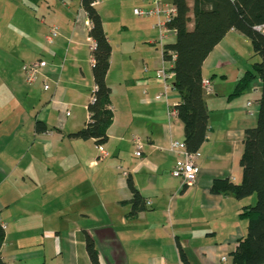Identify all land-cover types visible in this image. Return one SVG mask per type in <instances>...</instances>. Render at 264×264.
Wrapping results in <instances>:
<instances>
[{
	"label": "crops",
	"instance_id": "1",
	"mask_svg": "<svg viewBox=\"0 0 264 264\" xmlns=\"http://www.w3.org/2000/svg\"><path fill=\"white\" fill-rule=\"evenodd\" d=\"M123 2L134 5L135 17L136 8L151 6V0ZM101 17L112 46L106 80L114 119L101 146L106 158H99L94 140L69 136L85 126L95 88V44L82 0H0V91L14 95L26 63H48L43 76L26 83L24 103H17L25 119L9 131L1 130L0 120V219L7 226L2 256L8 264H91L89 235L101 264H185L181 251L189 264H223L247 233L240 212L255 197L216 195L211 186L216 179L242 181L245 131L257 124L262 89L256 78L230 98L228 81L230 72L239 81L260 58L247 37L231 31L205 60L203 78L212 87L205 94L209 131L198 151V178L183 187L172 176L177 158L170 148L184 142V128L179 117L170 121L167 115L181 98L174 88L167 99L158 98L163 85L156 77L162 65L156 21L139 17L140 38L122 37L115 45ZM130 21L118 20L126 30ZM52 26L60 35L49 45ZM44 77L60 80L59 87L52 83L44 91ZM38 122L45 132L37 131ZM135 137L143 144L140 157ZM129 178L146 202L137 216L130 215Z\"/></svg>",
	"mask_w": 264,
	"mask_h": 264
},
{
	"label": "trees",
	"instance_id": "2",
	"mask_svg": "<svg viewBox=\"0 0 264 264\" xmlns=\"http://www.w3.org/2000/svg\"><path fill=\"white\" fill-rule=\"evenodd\" d=\"M96 0H83L82 6L90 20L89 36L95 47L93 57V79L95 88L88 105V120L85 126L69 136L75 139L94 140L98 146L108 142V129L114 119L111 107V88L107 74L111 65L112 46L105 32ZM178 13L170 26L176 29L175 42L164 50V59L171 62L174 75L173 87L181 101L174 109L184 128L186 149L196 153L207 140L209 111L203 89V64L214 48L231 31L247 37L254 54L260 61L254 63L237 82L230 98L241 96L250 88L254 79L262 84L259 113L255 127L245 131L243 153L240 159L242 181L216 179L211 193L231 196L237 200L255 197L253 203L241 208L240 218L247 222V233L240 238L234 250L227 256L230 264H264V34L256 29L264 25V0H173ZM170 52L175 54L172 61ZM38 132L46 126L38 122ZM128 186L132 193L131 216L146 209V202L135 188L131 178ZM5 231L0 224V264H8L1 252ZM86 249L91 264H101L93 239L88 235ZM185 264H189L181 251Z\"/></svg>",
	"mask_w": 264,
	"mask_h": 264
},
{
	"label": "built area",
	"instance_id": "3",
	"mask_svg": "<svg viewBox=\"0 0 264 264\" xmlns=\"http://www.w3.org/2000/svg\"><path fill=\"white\" fill-rule=\"evenodd\" d=\"M64 4H69L73 0H61ZM83 1V0H82ZM100 0L94 2L95 5L99 3ZM237 1V0H232ZM178 13L176 5L173 0H151V6L149 8H136L134 14L141 18H153L155 19V29L159 33V45L161 50L162 65L156 70V77L159 82L163 85V93L159 95V99H167V92L172 90L173 84L171 80L174 75L171 71V62L164 59V50L170 40H175L176 29L172 28L170 24L173 22L174 18ZM256 29L264 34V25L257 26ZM60 35L59 27L52 26L49 33L46 36V42L51 45L54 43L55 39ZM172 57V61L175 59V54L173 52L169 53ZM168 64V65H167ZM48 66V63L43 59L36 60L33 62L26 63L23 67L24 77L27 84H34L41 76H43V70ZM55 87H59L60 80L51 81L49 78L44 77L43 89L44 91H49L51 84ZM203 89L205 94H210L212 92L211 83L209 80H203ZM248 107L252 105V102H248ZM69 115V113H68ZM168 119L171 121L178 118V113L173 106L168 108ZM133 143L135 145V155L140 157L142 153L143 144L140 138H134ZM100 152L99 158L108 157V153L101 147H98ZM170 152L174 154L177 158V164L175 169L172 171V176L180 180L183 187H191L195 184L198 175L200 173V168L197 165V160L199 158L198 152L191 153L186 149V145L182 141H173L171 144ZM1 227L6 231L7 226L1 221ZM223 264H228V258L226 256L221 258Z\"/></svg>",
	"mask_w": 264,
	"mask_h": 264
},
{
	"label": "rangeland",
	"instance_id": "4",
	"mask_svg": "<svg viewBox=\"0 0 264 264\" xmlns=\"http://www.w3.org/2000/svg\"><path fill=\"white\" fill-rule=\"evenodd\" d=\"M191 1L192 0H190V2ZM100 4L101 5H99L98 10L101 13V16H103L105 19L107 29L112 35L111 37L115 42V45L120 39H122V37L128 39L140 38V35L136 31V25H138V19L141 18L135 17L133 15L134 5L130 6L127 2H123V0H100ZM120 16H126L127 18H131V21L129 22L130 27L128 26L129 28L127 30L123 29L122 24L118 22ZM159 51L161 50L159 49ZM234 77V73L230 72L228 84L230 83V86L233 85V90L238 81V78L235 79ZM16 85L17 90L13 92L14 95H11V97L10 95L4 94V92L0 91V120H4L1 130L7 129L9 131L13 129V123L17 122L18 120L22 121L23 118L25 119V113H23L20 106L17 105V103L20 102L24 103L23 93L27 88L24 76L20 75V78L17 79ZM18 87L20 88L18 89ZM13 98H15L16 101H13Z\"/></svg>",
	"mask_w": 264,
	"mask_h": 264
}]
</instances>
